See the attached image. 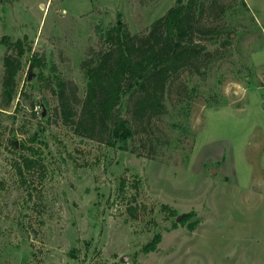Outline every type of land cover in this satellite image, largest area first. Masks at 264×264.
Wrapping results in <instances>:
<instances>
[{"label": "rangeland", "instance_id": "1", "mask_svg": "<svg viewBox=\"0 0 264 264\" xmlns=\"http://www.w3.org/2000/svg\"><path fill=\"white\" fill-rule=\"evenodd\" d=\"M199 1L219 29L211 54L170 81L153 145L131 141L139 155L63 125L50 73L81 100L96 28L145 32L174 0L0 1V264H264V0ZM19 39L4 105L2 57Z\"/></svg>", "mask_w": 264, "mask_h": 264}, {"label": "trees", "instance_id": "2", "mask_svg": "<svg viewBox=\"0 0 264 264\" xmlns=\"http://www.w3.org/2000/svg\"><path fill=\"white\" fill-rule=\"evenodd\" d=\"M203 4L199 0H174L145 32H131L120 21L108 27H97L98 46L90 48L80 63L85 86L81 100H76L66 80L52 65L48 86L56 96L55 114L61 123L78 136L109 147L129 149L138 155V149L131 144L136 133L149 136L152 146V136L157 138L153 120L167 112L166 93L170 81L183 70L199 73L204 66L201 60L211 54L206 49L205 35L219 32L218 28L200 24ZM0 42H5V35ZM11 44L15 45L13 54L6 53L2 57L4 105H9L15 97L19 55L23 48L20 39L15 43L8 41L7 47ZM32 59L30 69L41 63L40 59ZM216 104H220L219 101L209 105ZM172 125L181 126L178 122ZM189 214L182 216V223ZM188 227L192 229L193 223ZM160 239L161 234L155 233L142 251L156 250Z\"/></svg>", "mask_w": 264, "mask_h": 264}, {"label": "water", "instance_id": "3", "mask_svg": "<svg viewBox=\"0 0 264 264\" xmlns=\"http://www.w3.org/2000/svg\"><path fill=\"white\" fill-rule=\"evenodd\" d=\"M0 1H3V0H0Z\"/></svg>", "mask_w": 264, "mask_h": 264}]
</instances>
